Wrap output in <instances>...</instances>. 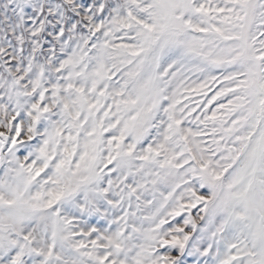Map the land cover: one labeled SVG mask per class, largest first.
Segmentation results:
<instances>
[{
  "label": "snow or ice",
  "instance_id": "1",
  "mask_svg": "<svg viewBox=\"0 0 264 264\" xmlns=\"http://www.w3.org/2000/svg\"><path fill=\"white\" fill-rule=\"evenodd\" d=\"M0 264H264V0H0Z\"/></svg>",
  "mask_w": 264,
  "mask_h": 264
}]
</instances>
